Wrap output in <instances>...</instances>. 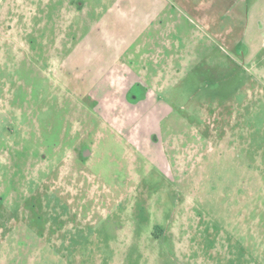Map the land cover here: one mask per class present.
Segmentation results:
<instances>
[{
  "label": "rangeland",
  "instance_id": "obj_1",
  "mask_svg": "<svg viewBox=\"0 0 264 264\" xmlns=\"http://www.w3.org/2000/svg\"><path fill=\"white\" fill-rule=\"evenodd\" d=\"M0 264H264V0H0Z\"/></svg>",
  "mask_w": 264,
  "mask_h": 264
}]
</instances>
